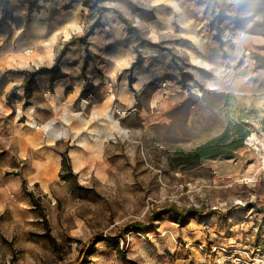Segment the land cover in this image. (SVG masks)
I'll list each match as a JSON object with an SVG mask.
<instances>
[{
    "label": "rangeland",
    "instance_id": "obj_1",
    "mask_svg": "<svg viewBox=\"0 0 264 264\" xmlns=\"http://www.w3.org/2000/svg\"><path fill=\"white\" fill-rule=\"evenodd\" d=\"M193 3L202 47L153 29L146 3L83 1L93 12L60 37L55 63L112 9L128 31L135 13L146 20L131 26L133 66L148 59L153 73L120 136L109 122L105 139L64 134L23 155L0 141V264H264V0ZM221 137L224 153L194 159Z\"/></svg>",
    "mask_w": 264,
    "mask_h": 264
},
{
    "label": "crops",
    "instance_id": "obj_2",
    "mask_svg": "<svg viewBox=\"0 0 264 264\" xmlns=\"http://www.w3.org/2000/svg\"><path fill=\"white\" fill-rule=\"evenodd\" d=\"M83 1L41 0L36 8L7 5L12 7L6 21L9 30L0 29V141H18L20 155L28 146L58 140L64 134L68 138L88 133L105 139L111 130L109 122L112 134L120 136L121 120L135 109L152 76L148 59L144 66H133L137 53L131 26L146 20L135 13L128 31L112 9L101 14L87 47L76 40L55 63L60 37L68 28L83 25L86 14L93 12ZM124 1L148 4L147 23L153 29L176 26L199 46L204 44L194 24L201 23V17L196 20L189 15L191 4L196 6L193 0ZM1 12L0 1V17ZM35 66L44 70L34 75L26 97L23 84ZM15 111H22L27 120L18 122Z\"/></svg>",
    "mask_w": 264,
    "mask_h": 264
},
{
    "label": "trees",
    "instance_id": "obj_3",
    "mask_svg": "<svg viewBox=\"0 0 264 264\" xmlns=\"http://www.w3.org/2000/svg\"><path fill=\"white\" fill-rule=\"evenodd\" d=\"M8 3L6 0L3 1L2 4V12H1V17H0V27L2 25H6V21L9 19L10 14H11V9H9L7 7ZM1 29V28H0ZM58 58V57H57ZM40 70H44V68H40L38 70L29 72L23 87H24V92H25V96L28 97V88L29 85L32 83L33 77L34 75L39 72ZM227 134V135H226ZM228 137V132L225 133L224 137ZM244 135H240L239 138L236 139V141L233 139L232 141H230V147H236L239 146L241 144V142L243 141V137ZM224 138H219L216 141H213L211 144H206L203 146H200L196 149L195 153H194V159H201V158H212L215 157L217 155H220L222 153H224V151H222L224 144H222L224 142ZM227 146V145H226ZM67 170L68 173L73 176V178L76 177V175L72 172L71 169V165H70V159L67 155L66 151L61 152V171ZM61 179L64 180H68L67 176L65 175H61L60 176Z\"/></svg>",
    "mask_w": 264,
    "mask_h": 264
},
{
    "label": "built area",
    "instance_id": "obj_4",
    "mask_svg": "<svg viewBox=\"0 0 264 264\" xmlns=\"http://www.w3.org/2000/svg\"><path fill=\"white\" fill-rule=\"evenodd\" d=\"M21 116L22 115L19 114L18 118H20ZM245 264H261V263H260V259H257L256 257L252 256V257H250V262L245 261Z\"/></svg>",
    "mask_w": 264,
    "mask_h": 264
},
{
    "label": "bare ground",
    "instance_id": "obj_5",
    "mask_svg": "<svg viewBox=\"0 0 264 264\" xmlns=\"http://www.w3.org/2000/svg\"><path fill=\"white\" fill-rule=\"evenodd\" d=\"M239 46H240V45H239ZM221 72H222V71H221ZM219 73H220V72H219ZM226 74H227V75H232V74L230 73L229 70H228V72H227ZM226 74H225V75H226ZM209 84L212 85L213 83H209ZM210 85H209V86H210ZM214 86H215V85H214ZM217 86H218V85H217ZM212 87H213V86H212Z\"/></svg>",
    "mask_w": 264,
    "mask_h": 264
}]
</instances>
